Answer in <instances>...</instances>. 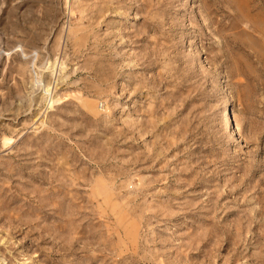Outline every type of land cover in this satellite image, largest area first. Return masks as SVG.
Returning <instances> with one entry per match:
<instances>
[{
    "label": "rangeland",
    "instance_id": "374dc122",
    "mask_svg": "<svg viewBox=\"0 0 264 264\" xmlns=\"http://www.w3.org/2000/svg\"><path fill=\"white\" fill-rule=\"evenodd\" d=\"M0 264H264V0H0Z\"/></svg>",
    "mask_w": 264,
    "mask_h": 264
}]
</instances>
